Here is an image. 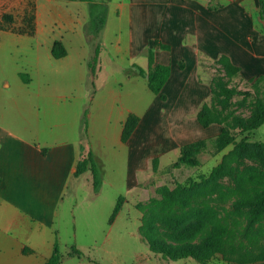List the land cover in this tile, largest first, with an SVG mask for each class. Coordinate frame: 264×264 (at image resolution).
Returning <instances> with one entry per match:
<instances>
[{
	"label": "crops",
	"instance_id": "obj_1",
	"mask_svg": "<svg viewBox=\"0 0 264 264\" xmlns=\"http://www.w3.org/2000/svg\"><path fill=\"white\" fill-rule=\"evenodd\" d=\"M46 1L48 4L36 0L35 30L25 35L44 30L45 15L58 22V32L51 29L53 36L45 55L47 59L54 57L55 40L62 41L66 54L54 57L60 64L53 73L64 78L71 74L77 80L90 76L93 85L86 96L74 97L66 91L60 94L65 102L72 99L75 104L71 120H76L75 128L79 130L75 135L74 129L67 132L62 127L53 128V123L64 124L60 118L58 122L51 119L63 113L62 108L46 110L48 122L16 120L12 131L4 126L0 106V264H43L58 241L53 221L46 218L47 207L53 202L58 207L74 192L78 180L92 183L89 172L74 175L86 106L88 139L102 174L100 188L105 184L116 189L117 200L126 193L146 191L145 185L162 169L161 156L195 140L197 112L212 91L211 65L218 58L225 57L238 66L241 78L264 74V21L259 0H217L215 4L214 0H94L104 4V25L95 34L87 28L93 37L87 41L90 48L85 50L83 43L74 54L70 52L71 35L81 27L77 32L86 37L92 4L83 0ZM85 3L87 9L82 8ZM46 4L49 8L44 12ZM5 33L10 34L0 30V39ZM155 39L169 45L167 49L154 48L155 63L170 66L162 87L164 99L149 88L137 68H148V48ZM97 46L99 53L92 67ZM28 53L25 63L37 73L26 72L22 66H17L15 72L23 91L31 93L44 62L37 50ZM9 85L10 81L4 79L2 86ZM16 107L23 111V117L26 113L37 115L30 104ZM130 114L138 116V123L122 140L123 123ZM205 128L212 131L210 125ZM4 143L8 144L7 151L2 147ZM28 187L32 209L17 202L25 198ZM49 215L57 216L58 209Z\"/></svg>",
	"mask_w": 264,
	"mask_h": 264
},
{
	"label": "rangeland",
	"instance_id": "obj_2",
	"mask_svg": "<svg viewBox=\"0 0 264 264\" xmlns=\"http://www.w3.org/2000/svg\"><path fill=\"white\" fill-rule=\"evenodd\" d=\"M37 1L48 4L46 0ZM15 3L14 0H3L0 5V30L10 32L1 34L0 39V106L4 126L13 131L16 120L48 122L45 111L62 108L64 112L51 119L58 122L60 118L64 124L53 123V128L62 127L67 132L74 129V135L75 131L78 134L76 120L71 123L75 104L72 99L65 102L60 94L66 91L74 97L86 96L88 90H92L93 81L90 76L77 80L72 79L71 74L64 78L53 73L60 61L54 57L47 59L45 47L53 36L52 27L56 33L60 24L45 15L44 30L36 35H25L35 30L36 0ZM47 4L45 9L42 8L44 12L49 8ZM85 5L82 8L87 9ZM85 28L86 31L92 29L91 24H86ZM79 30L81 27L71 35V54L82 49L83 43L85 50L90 48L87 41L93 38L92 35L87 31L85 37L77 32ZM34 50L40 53L44 63L32 84L34 90L26 93L18 84L15 68L22 66L26 72L37 73L25 63L26 56L30 55L28 52ZM220 61L222 59L218 58L211 65L212 91L200 106L219 122L209 124L211 132L198 120L195 122L193 137L206 140L205 147L196 155L197 164L171 168L179 149L167 151L160 158L162 169L145 185L147 190L122 195L118 211L110 222L119 193L105 184L94 190L86 180H78V187L75 182L74 192L58 207L55 202L47 207L46 218L53 221L64 253L61 264H202L191 257L165 256L151 247L147 237L174 249L202 247L217 227L223 234L222 248L206 264H248V259L264 254V208L256 211V199L264 191V150L255 147L256 143L264 144V122L250 130L243 126L259 114L258 104L264 102V78L244 79L237 73L227 76ZM71 71L75 74V66ZM4 79L10 81L8 87L2 86ZM223 85L235 88L237 92L226 100L219 91ZM27 104L37 111L36 116L26 113L23 117V111L16 107ZM223 128L232 133L235 140L219 149L215 138ZM7 145H2L5 151ZM177 183L183 188L181 194L174 193ZM28 189H25V198H19L17 202L32 209L34 202ZM54 209H58V215L50 216ZM72 244L80 249V254L71 251Z\"/></svg>",
	"mask_w": 264,
	"mask_h": 264
},
{
	"label": "trees",
	"instance_id": "obj_3",
	"mask_svg": "<svg viewBox=\"0 0 264 264\" xmlns=\"http://www.w3.org/2000/svg\"><path fill=\"white\" fill-rule=\"evenodd\" d=\"M92 4V16L90 18L89 23L91 24V28L89 29L92 34L97 33L100 28L104 25L105 22V13L102 8H104V4L96 3L94 0H83ZM260 3V16L264 21V0H259ZM101 10V11H100ZM156 46L162 48H169L168 44H164L159 40L155 39L152 43V46L148 48V68L143 69L142 67H137L140 75L146 77L149 88L156 94L159 95L160 98L164 99L165 95L162 93V87L164 83L167 81L170 75V66L168 64L155 63L154 61V48ZM99 53V47H96L94 57L90 66L93 67V61L97 60V55ZM52 54L54 57L59 58L66 54V49L61 40H55L52 45ZM222 59L220 63H222L223 68L225 70L226 75L229 73H238L239 67L232 64L225 57H220ZM180 66H183V63L180 62ZM23 76V75H22ZM264 78V74L259 75L256 79ZM26 80V78H24ZM213 87V86H212ZM220 93L224 96V99H228L233 93H236V89L223 85L219 89ZM259 114L254 121L243 125L247 130L254 129L259 127L264 122V102L260 101L258 104ZM197 120L198 122L206 127L212 122H219L218 119L212 118L208 113L207 109H202V107L197 112ZM138 123V116L134 114L128 115L126 120L123 123L122 130V140H126L134 128ZM88 119H87V110L84 111L81 119V134L79 140V155L77 159L76 171L74 175L78 176L84 174L85 172H89L92 183L91 186L94 190H98L102 185V174L100 169L96 163V160L93 155L92 148L90 146V142L88 139V131H87ZM218 148H223L228 144L232 143L235 140V136L230 133L226 129H221L218 135L215 138ZM206 140L204 138H200L191 142L184 143L179 148L178 158L172 163L171 168H179L182 164L195 165L197 164L196 155L202 151L205 147ZM243 144V142H241ZM255 147L259 150H264L263 143H256ZM182 186L180 183H177L174 193L181 194ZM122 200V195H120L117 199V202L112 210L110 215L109 222L111 217H114L115 213L118 211L119 204ZM257 209L256 211H260V209L264 208V191H262L257 199ZM148 243L151 247L161 252L163 255L172 257V258H185L191 257L196 259L198 262L202 264H206L216 252L221 250L223 234L220 231V227H217L214 231L213 235L205 241L202 247H193L186 246L180 247L179 249H174L164 243L155 240L153 237L148 236ZM71 251H74L77 254H80L81 251L76 247V245L70 246ZM64 253L60 249L58 241L54 243L53 250L51 255L43 264H61L63 261ZM97 264H100L97 262ZM248 264H264V254L258 255L256 257L248 259Z\"/></svg>",
	"mask_w": 264,
	"mask_h": 264
}]
</instances>
